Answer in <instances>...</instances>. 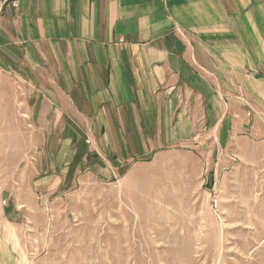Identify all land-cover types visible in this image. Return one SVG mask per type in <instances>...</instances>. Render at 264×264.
Here are the masks:
<instances>
[{
    "label": "crops",
    "instance_id": "crops-1",
    "mask_svg": "<svg viewBox=\"0 0 264 264\" xmlns=\"http://www.w3.org/2000/svg\"><path fill=\"white\" fill-rule=\"evenodd\" d=\"M238 126L264 131V0H0V132L29 133L17 162L109 180ZM0 264H15L1 235Z\"/></svg>",
    "mask_w": 264,
    "mask_h": 264
},
{
    "label": "rangeland",
    "instance_id": "rangeland-1",
    "mask_svg": "<svg viewBox=\"0 0 264 264\" xmlns=\"http://www.w3.org/2000/svg\"><path fill=\"white\" fill-rule=\"evenodd\" d=\"M22 135L0 132V235L15 264H264V131L238 126L109 180L17 162Z\"/></svg>",
    "mask_w": 264,
    "mask_h": 264
},
{
    "label": "built area",
    "instance_id": "built-area-1",
    "mask_svg": "<svg viewBox=\"0 0 264 264\" xmlns=\"http://www.w3.org/2000/svg\"><path fill=\"white\" fill-rule=\"evenodd\" d=\"M13 6L15 8L18 7V2H13ZM120 42H123V40L121 39ZM4 204H5V202H4ZM214 206L217 207V202L216 201H214Z\"/></svg>",
    "mask_w": 264,
    "mask_h": 264
}]
</instances>
